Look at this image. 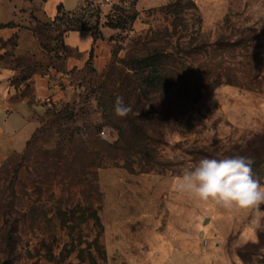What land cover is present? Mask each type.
Wrapping results in <instances>:
<instances>
[{
	"label": "rangeland",
	"instance_id": "1",
	"mask_svg": "<svg viewBox=\"0 0 264 264\" xmlns=\"http://www.w3.org/2000/svg\"><path fill=\"white\" fill-rule=\"evenodd\" d=\"M103 21L106 69L81 75L0 167V264H264V217L177 191L200 159L245 153L264 184V0H124L81 20ZM65 26L39 31L56 59ZM151 52L169 59L166 85L133 64Z\"/></svg>",
	"mask_w": 264,
	"mask_h": 264
},
{
	"label": "crops",
	"instance_id": "2",
	"mask_svg": "<svg viewBox=\"0 0 264 264\" xmlns=\"http://www.w3.org/2000/svg\"><path fill=\"white\" fill-rule=\"evenodd\" d=\"M97 4L98 0H0V167L26 147L41 124L39 115L61 103L81 75L100 73L110 63L116 29L104 21L98 34L91 29L65 31L58 41L66 50L60 59L55 58L57 40L45 47L39 33L64 14L73 16ZM159 246V251H167L162 241Z\"/></svg>",
	"mask_w": 264,
	"mask_h": 264
},
{
	"label": "clouds",
	"instance_id": "3",
	"mask_svg": "<svg viewBox=\"0 0 264 264\" xmlns=\"http://www.w3.org/2000/svg\"><path fill=\"white\" fill-rule=\"evenodd\" d=\"M132 111L123 96L114 102V114L127 117ZM251 156L234 154L223 158H202L178 177L177 191L204 202L212 201L228 210H249L264 217V184L254 177ZM242 264V262H241Z\"/></svg>",
	"mask_w": 264,
	"mask_h": 264
},
{
	"label": "trees",
	"instance_id": "4",
	"mask_svg": "<svg viewBox=\"0 0 264 264\" xmlns=\"http://www.w3.org/2000/svg\"><path fill=\"white\" fill-rule=\"evenodd\" d=\"M89 10L90 9L83 8V9H81V11L73 13V16H69V15L64 14L61 17V20L64 21V23L66 25L64 30H63V33L65 31L74 30V29H91V30H94L96 34H98L99 33V23L98 22H96L97 26H90L89 24H87L85 22H81L84 14L86 12H88ZM60 12H61V10H60ZM68 17H70V20ZM60 47L63 49V51H66L64 46H60ZM149 54L150 55H148L146 58H141V59L133 58V60H132L133 64L135 65L136 68H138V66H140V64L142 62L144 64L149 62L146 65L151 68V72L153 73L151 82H153L154 80H159L161 82V84L166 85V80H167V78L170 77L169 74L171 72L169 68L172 67V66H166L167 64H169V61H168L169 59L166 58V56H162L163 58H160L157 54L152 53V52ZM157 65H160V66H157ZM131 69H134V68H131ZM180 74H179V76H180ZM113 115H115V114L113 113ZM114 117L116 119H118L117 116H114ZM244 155L249 156L248 153H245ZM91 215H92V217H94L96 219V222L102 227V224L100 222V218L97 215L95 210H94V212H92ZM9 238L11 239V236H9Z\"/></svg>",
	"mask_w": 264,
	"mask_h": 264
},
{
	"label": "built area",
	"instance_id": "5",
	"mask_svg": "<svg viewBox=\"0 0 264 264\" xmlns=\"http://www.w3.org/2000/svg\"><path fill=\"white\" fill-rule=\"evenodd\" d=\"M124 0H98V3L109 5L110 7H117L123 4ZM102 134L105 133L103 130Z\"/></svg>",
	"mask_w": 264,
	"mask_h": 264
}]
</instances>
